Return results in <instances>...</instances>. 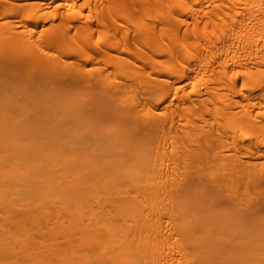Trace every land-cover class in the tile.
<instances>
[{
	"label": "bare ground",
	"instance_id": "bare-ground-1",
	"mask_svg": "<svg viewBox=\"0 0 264 264\" xmlns=\"http://www.w3.org/2000/svg\"><path fill=\"white\" fill-rule=\"evenodd\" d=\"M76 90L134 135L68 144ZM261 186L264 0H0V264H264Z\"/></svg>",
	"mask_w": 264,
	"mask_h": 264
},
{
	"label": "rangeland",
	"instance_id": "rangeland-1",
	"mask_svg": "<svg viewBox=\"0 0 264 264\" xmlns=\"http://www.w3.org/2000/svg\"><path fill=\"white\" fill-rule=\"evenodd\" d=\"M95 95H98V94H95ZM95 95H90L87 92H83V90L82 91L76 90V91H71V92L67 93V95H66V109H67L66 113H67L68 110H70L67 113V115H69L70 118L68 116H66V120L68 121V119H69V121L71 120L70 122H73V123H70L71 124L70 125L69 122L66 121L67 122L66 124H69V125H66V127L68 126V128H69V131L66 128V132L68 131L66 133V135L67 134L69 135V136H66V139L68 140L67 143L69 144V142L72 141V138H73L72 135L73 134H76V135H79V136L84 134L83 137H84L85 140L83 142H79L80 140L81 141L83 140L82 136H80V137H82V139L80 138L79 141L77 140L80 145L89 146L91 144L92 145L95 144L94 142H97L96 144L105 145L109 141L111 142L112 140H114L113 136L114 137L116 136L114 141L117 140V142H119V143H125L126 140H129L130 134L134 135V133H133L134 128L130 127V126L127 127V124L129 122L126 123V125L124 124V122L127 121V120L124 121V119H121V120L119 119V117L120 118H124V117L120 114L121 113L120 110H118V113H116L117 110H115L116 112L114 111V109H118L115 104H111L112 102L108 103V101L104 104L103 102H105L106 100L104 101L103 98H102V100L100 98V100H101L100 101L98 99V97H96ZM112 105H115V108H113ZM69 133L72 134V135H70ZM124 133H127L129 135V136L128 135L127 136L129 138H127L126 134H124ZM122 135L125 136V137H123ZM106 137H108V138H106ZM102 138H103V140L105 138L107 140L102 141ZM86 139H88V140H86ZM91 139H92L93 143L90 141ZM95 139H97L98 141L95 140ZM77 141H76V144L78 143ZM104 142H106V143H104ZM76 146H79V145L77 144ZM70 149L71 150L74 149L73 151H75V152L80 151V147H75V146L69 145L66 148V150H69V152H70L71 151ZM216 149H218V148H216ZM212 155L214 156V152L213 151H212ZM263 187L264 186L256 187V189L254 188L255 190L254 189L251 190L253 192L256 191L257 195H256V193H252L251 192L250 195H253V196H250V195L246 196V197H249V198L251 197L250 201H248L249 198H248V200L246 198V199H244L245 202H243V204L245 206H247L248 209L246 207H243V206H242L243 208L240 206L242 208V210H241V208L240 209H236L235 208L236 205L235 206L231 205L232 203L229 204V202H231V201L228 202V206L230 208L229 207L227 208V206H226L227 205L226 202L228 201L227 198L225 197V199H224V196L220 195L218 198L217 197L216 198L218 199V201H217V203H218L220 198L223 197V199H221V203H220L221 205L218 206L219 203L218 204L216 203V206H218L219 208L215 207L214 203L216 201L213 199L214 200L213 201L214 203L212 202L213 203L212 204L213 208L214 207L216 209L218 208V210H215V208L213 210L218 211L219 214H223V213H225V211H228V212H230V213H228V215L230 214V216H232L233 214H235V215H233V218L234 219L236 218L237 220H238V218L240 219L242 217L241 218L242 221L240 220V223L241 222L243 224L245 223L244 226H246V224H247V226L250 227L252 229V231L256 232V231L259 230L258 232H264V197H263L264 195L263 194L261 196L258 195L259 194L258 191H261L260 193H262V191L264 192V188ZM241 191H242V189H241ZM206 197H207V195H206ZM252 197H253V199H252ZM212 198L213 197H210V199L208 198L210 200V201L209 200L208 201L211 202ZM256 199H258V200H256ZM247 201H248V203H247ZM222 202L224 204L225 203L226 204L224 205ZM246 203L249 204V205L251 204V207L250 206L248 207V205H246ZM239 205H237V206H239ZM231 206H233V207H231ZM233 208H234V210H233ZM235 209H236V211L237 210H239V211L235 212ZM231 212H233V213L231 214ZM236 215L238 216V218H237Z\"/></svg>",
	"mask_w": 264,
	"mask_h": 264
}]
</instances>
